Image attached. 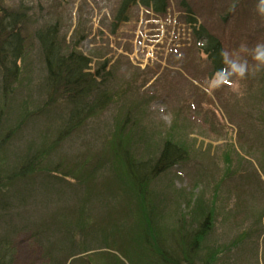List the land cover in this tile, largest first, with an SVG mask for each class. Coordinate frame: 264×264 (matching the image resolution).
I'll list each match as a JSON object with an SVG mask.
<instances>
[{
	"label": "rangeland",
	"instance_id": "rangeland-1",
	"mask_svg": "<svg viewBox=\"0 0 264 264\" xmlns=\"http://www.w3.org/2000/svg\"><path fill=\"white\" fill-rule=\"evenodd\" d=\"M235 1L215 0L209 7L187 0L192 14L180 6L182 0H170L161 17L135 6L131 21L113 29L118 0H0L27 13L24 32L30 49L17 87L7 97L5 112L11 118L0 125V138L15 126L18 112H36L13 136L0 178L8 176L28 148L50 142L66 112L58 103L55 109L45 107L35 30L58 21L67 48L80 22L84 36L77 50L90 60L92 72L110 76L106 83L118 96V103L88 120L43 163L53 168L61 162L60 171L67 172L61 178L50 179L43 170L14 185L1 181L9 193L0 196V241L8 239L15 248L13 264H162L151 253V239L148 244L137 240L143 228L134 218V199L118 189L126 175L122 153L105 154V143L124 112L134 118L121 131L130 141L121 142V149L132 162L156 157L169 136L186 149V162L149 182L154 233H194L209 216L210 229L200 246L205 257L211 254L212 264H264V129L256 120L264 115V90L259 91L264 85L258 83L259 72L243 80L233 77L207 94L203 89L210 61L200 51L205 43L194 32L219 25L218 17H225ZM256 2L248 0L246 6L252 30L248 21L230 30L240 42H233L231 50L238 49L245 40L241 36L249 32L250 46L264 42V19L253 10ZM129 78L136 79L139 92L147 91L148 103L127 85ZM1 106L0 81V112ZM119 159L125 172L118 168ZM81 178L86 184H78ZM87 186L91 193L84 197ZM85 225L92 229L83 234L89 229L78 230ZM191 259L196 263L197 255Z\"/></svg>",
	"mask_w": 264,
	"mask_h": 264
},
{
	"label": "trees",
	"instance_id": "trees-1",
	"mask_svg": "<svg viewBox=\"0 0 264 264\" xmlns=\"http://www.w3.org/2000/svg\"><path fill=\"white\" fill-rule=\"evenodd\" d=\"M214 1L198 0V3L204 2L209 7H212ZM247 1H235L225 17H218L217 23L219 25H216L215 28L203 26L205 33L202 31L204 34H197L198 39H203L202 42L205 43L201 51L202 55L211 61L209 64L211 66L209 78L213 72L222 67L218 55L220 49L226 48L231 50L233 42L235 44L240 43L234 41V37L239 35L233 34L230 30H236L235 27L238 23H246V21H248L250 31L252 30L249 22L250 17L247 16L246 12ZM136 3H140L141 6L146 8L151 7L154 13L161 16L166 14L167 8L170 5L169 0H118L116 9L113 11V29L121 27V24L127 21ZM180 6L185 7L187 12L194 14L187 0H182ZM234 16L237 19L233 23H230L229 20ZM187 21L189 23L194 20L188 18ZM78 23V27L74 30L73 45H68L67 48L62 46L64 40L60 39L58 21L47 27L37 29L33 33L32 37L38 45L43 66L42 80L45 85V107L55 109L58 103L66 112H64L63 122L56 136L48 143L40 142L36 147L28 148L22 159L7 174L8 176L0 178V196H5L9 193L7 192L8 187L6 185L4 186V184L11 182L14 185L16 182L26 181L42 173L43 170L47 172L50 179L52 177L61 178L62 174L67 173L60 171L61 162L53 168L43 166V163L61 147L64 141L71 135L78 133L88 120L101 116L104 113L103 111L109 106L118 103L117 92L109 89L106 83L110 76L107 73L103 74L102 70L89 72L90 60L77 50L80 39L84 36V31H81L79 28L80 22ZM27 24V13L24 10H13L6 7L3 3H0V81L2 93L0 125L3 121L11 118V115H9L10 112H5L9 109L7 97L9 95L11 97L17 87L23 63L28 59L30 53L27 45L28 34L24 32ZM213 34L219 37H215ZM241 38H245L244 41H241L242 43H247L250 46L249 40L253 39L250 34H243ZM102 68L104 67L102 66ZM259 78L258 83L264 85V70L260 72ZM129 79L131 81L127 85L131 86L132 90L135 88L137 91L134 90V92L136 94L140 93L141 100L148 103V97L145 94L147 91L139 92L136 79ZM146 82L147 80L145 79L144 85ZM260 90L263 92L264 87L261 86L259 88ZM26 110L23 109L17 113L18 119L15 126L9 128L0 138V170L1 164L3 162L6 164L5 155L8 153L9 144L13 136L36 114V112H26ZM173 111L180 114L179 110ZM130 117L133 118L132 112H124L120 116L122 121L119 122L116 120V128L105 143V154L106 157H115L116 154L122 153L121 156L125 162L126 175L122 172L124 178L120 179L121 183L118 189L123 193L131 195L134 199V206L136 208L134 218L141 228H143L142 235L140 234V238H137V240L144 241L148 244L151 239L153 241L151 253L155 254L162 264H212L211 254L209 253L210 256L205 257V252H203V248L200 246V241L210 229L209 216H206L200 221L199 227L194 233L184 232L186 234L182 233L177 236L174 234L181 232L171 230L165 237L164 233L161 236L154 233V228L151 224L154 208L149 202L151 193L149 182L151 179L158 177L181 162H186L188 158H186V149L175 143L171 136H169L161 144L156 157L146 160L134 159L135 162H132L133 159L129 158L128 154L121 149V142L124 141L126 144L130 143L128 137L121 134L122 128L125 127ZM256 120L258 125L264 129V115L258 117ZM117 165L118 168L124 167L120 159L117 161ZM116 178L118 179V176ZM86 182V179H78V184H86ZM118 189L116 191H119ZM85 193L84 197L91 193L90 186L86 187ZM89 227L91 226L85 225L78 231L83 232L89 229ZM91 229L85 231L83 234L90 232ZM180 229H182V226L177 230ZM156 230L158 229L156 228ZM15 255V248L9 240L2 239L0 241V264H13ZM196 255L197 261L193 263L191 258L196 257ZM49 261L48 264H59L58 262ZM85 264L91 263L85 262Z\"/></svg>",
	"mask_w": 264,
	"mask_h": 264
},
{
	"label": "clouds",
	"instance_id": "clouds-1",
	"mask_svg": "<svg viewBox=\"0 0 264 264\" xmlns=\"http://www.w3.org/2000/svg\"><path fill=\"white\" fill-rule=\"evenodd\" d=\"M253 10L264 19V0H257ZM218 55L222 67L213 72L203 89L209 95L228 84L233 77L243 80L264 70V42L252 46L241 43L236 50L221 48Z\"/></svg>",
	"mask_w": 264,
	"mask_h": 264
}]
</instances>
